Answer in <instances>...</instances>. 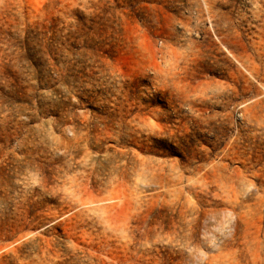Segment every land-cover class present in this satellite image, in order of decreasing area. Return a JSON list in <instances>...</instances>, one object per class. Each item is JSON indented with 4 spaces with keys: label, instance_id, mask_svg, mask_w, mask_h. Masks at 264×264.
Listing matches in <instances>:
<instances>
[{
    "label": "rangeland",
    "instance_id": "rangeland-1",
    "mask_svg": "<svg viewBox=\"0 0 264 264\" xmlns=\"http://www.w3.org/2000/svg\"><path fill=\"white\" fill-rule=\"evenodd\" d=\"M0 264H264V0H0Z\"/></svg>",
    "mask_w": 264,
    "mask_h": 264
}]
</instances>
